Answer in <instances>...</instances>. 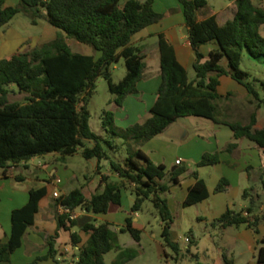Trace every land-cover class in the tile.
<instances>
[{
  "label": "trees",
  "instance_id": "obj_1",
  "mask_svg": "<svg viewBox=\"0 0 264 264\" xmlns=\"http://www.w3.org/2000/svg\"><path fill=\"white\" fill-rule=\"evenodd\" d=\"M5 1L0 0V27L18 13L25 12L34 23L45 17L58 32L49 42L0 59V170L9 175L20 163L49 153H58L57 160L65 162L68 156L81 149L86 159H108L111 171L120 178L111 181L110 173H102L97 191L90 197L82 187H76L55 198L53 205L58 228L47 238L48 256L59 264L55 240L58 230L81 225L79 218L71 220L67 214L59 212L60 203L72 210L81 207L90 215L107 213L112 204H121L122 192L128 184L133 185L136 194L132 211H139L145 200H151L164 221L162 236L178 255L180 246L171 238L174 214L163 194L170 191L172 184L179 183V175L186 168L167 170L164 163L154 162L142 147L180 117L195 115L226 124L236 139L246 137L264 149V128H255L256 112L251 114L247 123L229 121L218 103L222 97L218 93L222 75H230L243 84L248 90L249 102L257 108L264 103L260 91L249 79V73L241 67L245 49L254 57L264 56V34L261 32L264 6L254 0H236L233 18L220 24L215 14L200 19L199 13L208 5V0H179L189 31L188 38L196 55L192 65L195 76H189L178 60L173 44L164 33H159L162 80L156 100L141 121L121 127L116 124V110L123 106L127 96L138 92V82L144 77L146 68V55L133 38L165 16L154 8L155 0H127L124 6H120V0H20L15 6H6ZM68 38L90 45L101 55L96 57L95 54L73 50ZM212 41H217L219 47L206 56L201 46ZM122 57L127 73L121 81L115 82L111 67ZM224 58L227 59L226 66L222 64ZM102 75L114 95L110 101L112 107L105 109L102 116L107 138L97 134L90 124L89 102L97 79ZM261 84L264 87V80ZM12 86L24 93L23 101L11 100L15 91ZM117 138L123 139L127 146L124 164L110 159L103 146L106 142L111 148H117ZM88 141L93 145L89 146ZM235 146V142L230 143L228 148ZM219 161L218 152L205 153L198 166ZM193 175L197 180L189 188L185 206L201 202L209 195L205 179L199 177L196 170ZM16 178L23 180L21 176ZM261 181L264 191V174ZM228 185L229 181L224 177L216 191H224ZM252 189L246 188L244 197L252 196ZM46 193V186L31 187L28 202L12 211L10 238L8 241L0 239V264H12L11 255L22 244L26 229L34 224L40 199ZM251 201L245 210L228 208L216 218V223L221 227L246 223L259 232L264 212L256 213L255 209L264 199L256 194ZM93 220L81 225L90 235L80 246L76 264H126L138 256L137 248L121 244L119 231L113 229L110 222L96 224ZM120 231H129L140 243L142 229L134 226L131 216L126 218ZM71 236L74 245H78L81 241L79 233L72 232ZM259 243L256 256L258 263L264 264V235ZM112 250L118 254L108 263L105 255ZM43 258L40 256L28 264H35Z\"/></svg>",
  "mask_w": 264,
  "mask_h": 264
},
{
  "label": "crops",
  "instance_id": "obj_2",
  "mask_svg": "<svg viewBox=\"0 0 264 264\" xmlns=\"http://www.w3.org/2000/svg\"><path fill=\"white\" fill-rule=\"evenodd\" d=\"M254 1L264 6V0ZM19 2L20 0H6L5 5L15 6ZM173 3L175 5L172 8H175L174 11L176 12L168 11L169 9L164 7L162 0H155L154 8L159 12H163L165 16L159 22L153 23L139 31L133 38V42L141 46L146 55V68L144 77L138 82V92L127 96L123 106L116 110V122H119L122 127L134 124L140 118L145 117L156 100L157 90L162 80L158 45L159 33H164L173 44L178 60L187 70L192 67L195 61V51L191 46L188 34L185 32L187 25L183 6L179 0ZM235 12L236 0H231L229 5L224 6L220 10L200 12L199 17L203 19L215 14L219 23L224 24L227 20L233 18ZM16 17L17 15L9 23L0 27V59L11 57L27 47H34L49 42L57 36V28L50 22V24L44 25L43 31L30 33L29 27ZM36 25H39V23H36ZM69 39H75H67L73 50L86 54H95L96 57L101 55L100 52L84 48L82 43L77 40L75 41L79 43L80 47L74 48ZM218 47L217 41H212L202 45L201 51L208 56L212 49ZM223 65H227V59L223 62ZM218 93L222 96L218 100L220 110L229 121L247 123L251 114L256 112L257 122L255 128H264V104L257 108L256 105L250 103L248 90L243 84L230 75H222L218 85ZM181 118L183 117L171 123L161 134L146 142L142 149L154 162L164 163L167 170H175L178 167L186 168V171L179 175V183L171 185L168 196V202L174 216L176 210L180 213L179 226L183 227L184 225L183 216L186 207L184 201L188 195L189 188L197 180L193 172L195 170L198 171L199 177L205 179L207 183L209 195L203 201L198 202L204 209V212L199 214L198 218L202 220L201 223L213 224L212 229L205 228L207 229L205 238L213 242V245L210 244L204 247V261L200 258V243L196 237L190 239V244H185V248L192 255L198 256L197 264H259L256 255L260 247L259 240L264 235V221L259 226V232H255L246 223L221 227L215 220L228 208L238 211L245 210L251 205V198L256 194H260V198L264 199L261 181L264 174V149L258 147L254 141L246 137L236 139L233 130L226 124L216 123L205 117L201 118L202 120L200 118H198V121L193 120L189 124L186 121L182 123ZM172 124L178 125L179 137H176L177 133L174 134L173 130L167 132ZM234 142L237 146L228 148L229 144ZM215 152H218L220 156L218 163L208 165L209 169L206 165L198 166L203 154ZM37 157L43 158L37 165L40 168V174L27 176L24 173H14L13 170L9 175H4L3 171L0 170V239L2 241H8L10 238L12 211L26 204L30 197L29 188L20 186L19 183L29 180L31 182H39L40 185L38 187H47V193L40 199L39 211L35 214L34 224L26 229L22 244L11 255L12 264H28L40 256L44 258L39 259L35 264L56 263L53 257L48 256L49 245L47 242L48 236L54 234L58 228L53 205L55 200L53 191L57 188L63 193L70 191L71 189H66L65 186L76 175L75 173H70L69 176L64 177L62 174V172L67 170L64 163H66L68 157L65 162H61L57 160L58 153H49L35 156L32 160ZM166 160L175 165L170 168L166 164ZM178 160L181 161L178 163ZM99 162L98 160L97 170L101 175L102 161L101 163ZM21 165L29 166V161L27 163L22 162L16 167ZM207 175L210 176V181L207 180ZM16 176L23 177V180H18ZM116 176L119 177L117 173ZM56 177L61 178L60 184L54 182ZM223 177L229 180V185L226 190L217 192L215 191V185ZM98 184L99 181L90 180L88 183L81 185V187L86 196L90 197L97 191ZM252 184H254L253 195L248 198L244 197V190ZM137 212H128L122 209L121 204H112L107 213L89 215L91 219H97L96 224L108 221L113 229L119 231L126 224V218L129 216L133 218L134 226L143 228L144 225L137 223L139 221ZM255 212H264V202L259 204ZM85 214L86 212H84ZM135 217L136 219H134ZM81 225H76L70 229L61 228L58 230L55 240L59 264H72V262L78 260L80 246L87 241L90 235L81 228ZM200 228L202 230L203 226L201 225ZM72 232H78L81 236V241L78 245H74L72 242ZM171 238L173 241L178 242L182 250L179 239L183 237H178V233H171ZM133 243L137 242L133 240ZM191 244L195 245L196 252L192 250Z\"/></svg>",
  "mask_w": 264,
  "mask_h": 264
},
{
  "label": "rangeland",
  "instance_id": "obj_3",
  "mask_svg": "<svg viewBox=\"0 0 264 264\" xmlns=\"http://www.w3.org/2000/svg\"><path fill=\"white\" fill-rule=\"evenodd\" d=\"M126 1L127 0H120V6H124ZM162 2L164 7H166V9H169L168 11L176 12L174 11L175 8L172 7L175 5L173 2H177V0L174 1L162 0ZM230 2L231 0H208V5L201 12L220 10L224 6L229 5ZM257 2L262 3L260 1ZM16 18L24 22L29 27L30 33L41 32L43 31L44 25L50 24L45 17H41L38 18L39 25H36V23L33 22L32 17L25 12L18 13ZM261 32L264 34V25L261 28ZM69 40L74 48L80 47L77 41L72 39ZM82 45L84 46V48H89L90 51H94V49L90 45L83 43ZM225 60L226 58L222 60V64ZM241 67L242 69L246 70L249 73V79L255 83V86L257 87L262 97L264 98V87L261 84V82L264 80V56L254 57L248 52L247 49H245L242 55ZM188 70H189V76L194 77L195 71L193 67H189ZM111 71L114 81L115 82L121 81L124 78L125 74L127 73L125 59L122 57L118 62H115L111 67ZM11 88L15 89V91H13V93L11 94V100L23 101L25 96L24 93L19 92L15 86H12ZM113 97L114 95L111 93L109 89V84L107 79L103 75L100 76L97 79L96 88L94 89L92 96L90 98L89 110L91 113V118H90L91 127L97 134L101 135L103 138H107V133L102 125L103 111L105 109H110L112 107L110 101L111 99H113ZM143 118L144 117L140 118V120L138 121H141ZM198 118L203 119V117L201 116L191 115L188 117L181 118V122L183 123L184 121H186L187 123L190 124V122H193V120L198 121ZM116 124L119 126L121 125L119 124V122H116ZM177 129H178V125L176 126L175 124H172L167 132H171V130H173L174 134L177 133L176 137H179V131ZM115 143L119 144V146L115 149L111 148L106 142H103V146L108 151L110 159L124 164L127 157V146L126 144H123V139L121 138H117ZM87 144L89 146H92L93 142L88 141ZM42 159L43 158L41 157H37L34 160L32 159L29 160V166L21 165L20 167H14L13 169L14 173H24L27 176L40 174V168L37 165L39 164V161H41ZM97 163H98L97 158H92V159L84 158L82 156L81 149L78 150V152H76L74 155L68 156V160L66 161V163H64V166H66L67 170L65 172H62V174L64 177H67L69 176L70 173H75L76 177L72 179L71 182H68L65 188L70 190L76 187H81V185L88 183L90 180L94 182L100 181V178L103 174L100 175V173L98 172ZM99 163H101V161ZM166 164L170 166V168H172L175 165V164H171L169 160H166ZM206 166L208 169L210 168L208 165ZM100 170L102 173H110L111 181L120 180V178L116 176V173L111 171V166L109 164L108 159H104L102 161ZM209 177H210L209 175L206 176L208 181H210ZM219 182L215 185V191ZM19 185L23 187L27 186V188L30 189L31 187H38L40 183L35 181L31 182L28 180L19 183ZM127 186L129 187L123 190L121 207L123 210L125 211L127 210L128 212H130L132 211V206L135 202L136 194L132 190L133 185L128 184ZM60 187H62V185H60ZM249 187L251 189L252 188L254 189V184L250 185ZM169 194L170 191L163 194V196L167 197L168 199ZM77 211H82V208L78 207ZM203 212L204 209L202 205L199 203L186 206L185 213L183 216L184 225L183 227H181L179 226L180 213L178 212V210H176L174 216V222L171 227V233H178V237L179 236L183 237L182 239H179L182 250L180 251L179 256L177 257L176 251L171 246L166 244L162 236L164 221L161 218L158 210L155 208L151 200L149 199L145 200L142 208L137 212L139 215V221L137 223L144 225L143 228H140L142 229V234H143V238L140 241V243L138 244L133 243V240L135 239L133 238L132 234L129 231L121 232L119 230L120 241L123 245H126L124 247H134L139 250L138 256L127 264H197L199 260L198 256L192 255L185 248V244H190V239H193L194 237H196V239L200 243V248H199L200 258L201 260L204 261L205 260L204 252H203L205 249L204 247L210 244L213 245V242H210L207 240V238H205L207 229L208 228L209 230L212 229L213 224L206 222L201 223L202 220H200L198 217L199 214ZM134 219H136V217ZM93 221L96 223L97 219L94 218ZM201 225L203 226L202 230L200 228ZM190 246L192 247V250L196 252L195 245L191 244ZM117 254L118 252L115 250L108 252L105 255L106 261L108 263H111L115 259Z\"/></svg>",
  "mask_w": 264,
  "mask_h": 264
},
{
  "label": "built area",
  "instance_id": "obj_4",
  "mask_svg": "<svg viewBox=\"0 0 264 264\" xmlns=\"http://www.w3.org/2000/svg\"><path fill=\"white\" fill-rule=\"evenodd\" d=\"M181 160H178V163L180 162ZM62 180H61V178H55V180H54V182L56 183V184H60V182H61ZM64 193L59 189V188H57V189H55L54 191H53V196L55 197V198H59V197H62V195H63ZM58 210H59V212L61 213V214H67V216L71 219V220H73V219H80L82 216H84V212H85V210L84 209H82V211H77V209H70V208H67V207H65L63 204H61L60 203V205H59V207H58ZM72 264H76V261H74V262H72Z\"/></svg>",
  "mask_w": 264,
  "mask_h": 264
},
{
  "label": "water",
  "instance_id": "obj_5",
  "mask_svg": "<svg viewBox=\"0 0 264 264\" xmlns=\"http://www.w3.org/2000/svg\"><path fill=\"white\" fill-rule=\"evenodd\" d=\"M185 32L188 34V27H186L185 28ZM264 197V196H263ZM91 220V216L89 215V214H85L84 216H82L81 218H80V223L82 224V225H84L85 223H87L88 221H90Z\"/></svg>",
  "mask_w": 264,
  "mask_h": 264
}]
</instances>
